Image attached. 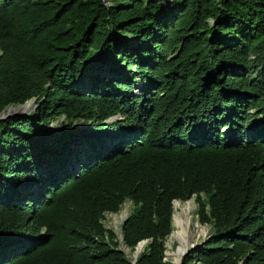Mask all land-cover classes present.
<instances>
[{
	"label": "trees",
	"instance_id": "obj_1",
	"mask_svg": "<svg viewBox=\"0 0 264 264\" xmlns=\"http://www.w3.org/2000/svg\"><path fill=\"white\" fill-rule=\"evenodd\" d=\"M33 98L0 119V264L145 239L134 264H171L193 196L211 232L181 264H264V0H0V111Z\"/></svg>",
	"mask_w": 264,
	"mask_h": 264
},
{
	"label": "rangeland",
	"instance_id": "obj_2",
	"mask_svg": "<svg viewBox=\"0 0 264 264\" xmlns=\"http://www.w3.org/2000/svg\"><path fill=\"white\" fill-rule=\"evenodd\" d=\"M135 89H136L135 90L136 93L139 94L141 91V87H140L139 83H137V86ZM18 106H20V105H17L14 107H18ZM34 108H35V101L32 102V105L28 106V108L24 112H18V113L29 114L34 110ZM62 119L63 118H60V120L52 121V125L54 126L56 124V125H58V127H60V122ZM75 124H76V127H78V128H82L86 125L82 121L76 122ZM187 202L190 203V208H187L185 206V203H187ZM132 206L133 205L130 201H125L122 204L119 211H117V212H106L105 213V217L103 220L105 226L107 228L112 229L117 234L118 238H121V236H122L121 225H122V222L124 221V219L130 214ZM197 208H198V204H197L194 196L192 198L186 200V201H178V205H176L175 201H174V203H173V216H172V227H173V229L165 241V245H166L165 254H166V256H165L164 260L166 262H170L171 264H181V261H182L183 256H184V254H182V253L185 251L184 250L180 254L178 261H175L173 254L177 252V249L179 246V243H177L178 241L172 239V237H171L172 232L176 229V227L174 226V215L175 214L178 215L179 218H181V219L190 218L193 222L194 231L196 230V227H195L196 223H198L202 227L203 232L201 233L200 237L192 239L190 244H194V245L199 244L203 239L207 238L208 235L210 234L211 226L207 225V224H201L200 223V221L198 219V215L196 213ZM190 244L187 245L186 248L189 247ZM146 245H147V243H146ZM146 245H145V247H146ZM121 247H122V250L127 254L128 257L133 258V256H134L133 250L127 248L124 245H122ZM145 247L143 248V250L145 249Z\"/></svg>",
	"mask_w": 264,
	"mask_h": 264
},
{
	"label": "bare ground",
	"instance_id": "obj_3",
	"mask_svg": "<svg viewBox=\"0 0 264 264\" xmlns=\"http://www.w3.org/2000/svg\"><path fill=\"white\" fill-rule=\"evenodd\" d=\"M28 106V103H25L24 105H20L18 107L13 106L5 112H24L28 108ZM175 204L178 205V201H175ZM185 206L187 208H190V203H185ZM174 226L176 227V229L172 232L171 237L172 239L178 241L177 243H179V246L177 252L174 253L173 256L175 258V261H178L180 254L185 250L186 246L191 243L192 239L200 237L201 233L203 232V229L198 223H196V230L194 231L193 222L190 218L181 219L176 214L174 215ZM145 245V243H141L139 246H137L136 253L141 252Z\"/></svg>",
	"mask_w": 264,
	"mask_h": 264
},
{
	"label": "water",
	"instance_id": "obj_4",
	"mask_svg": "<svg viewBox=\"0 0 264 264\" xmlns=\"http://www.w3.org/2000/svg\"><path fill=\"white\" fill-rule=\"evenodd\" d=\"M35 101V98H33V99H31V100H29V101H26L25 103H28V105L29 106H31L32 105V102H34ZM25 103H23V104H21V105H24ZM10 107H13V105H9L5 110H1L0 111V119H4V118H6V117H9L10 115H12V114H14V113H18V112H13V113H8V112H5V111H7ZM113 119H116L115 117H112V118H110L109 120H113ZM175 201H178V200H175ZM174 203V202H173ZM173 216V215H172ZM123 223H124V221L122 222V225H123ZM121 232H122V229H121ZM121 239H123V236H121ZM148 242V240L147 239H145V240H141V241H139L138 242V244L135 246V249L133 250V252H134V256H133V260H132V263L134 264L135 263V261H136V258H137V256H138V254L140 253H136V251H137V246L140 244V243H147ZM197 244H190V246L189 247H187V248H185V251L182 253V254H186L187 252H189V251H191L195 246H196ZM122 250V249H121ZM123 251V250H122Z\"/></svg>",
	"mask_w": 264,
	"mask_h": 264
},
{
	"label": "clouds",
	"instance_id": "obj_5",
	"mask_svg": "<svg viewBox=\"0 0 264 264\" xmlns=\"http://www.w3.org/2000/svg\"><path fill=\"white\" fill-rule=\"evenodd\" d=\"M173 215V214H172Z\"/></svg>",
	"mask_w": 264,
	"mask_h": 264
}]
</instances>
